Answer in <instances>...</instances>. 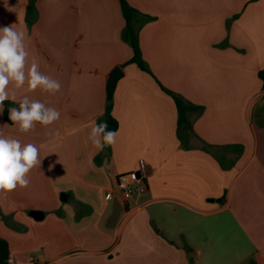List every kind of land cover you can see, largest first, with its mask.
<instances>
[{"label": "crops", "instance_id": "obj_1", "mask_svg": "<svg viewBox=\"0 0 264 264\" xmlns=\"http://www.w3.org/2000/svg\"><path fill=\"white\" fill-rule=\"evenodd\" d=\"M126 1L148 20L149 73L120 0H0V27L26 31L29 65L62 85H9L60 118L23 134L0 112V132L41 159L28 187L0 193V238L16 264H264V0ZM165 90L200 109L192 131ZM110 104L118 135L98 151L88 136ZM140 160L146 188L124 201L117 180Z\"/></svg>", "mask_w": 264, "mask_h": 264}, {"label": "clouds", "instance_id": "obj_2", "mask_svg": "<svg viewBox=\"0 0 264 264\" xmlns=\"http://www.w3.org/2000/svg\"><path fill=\"white\" fill-rule=\"evenodd\" d=\"M25 40L26 31L17 30L14 25L0 27V112L8 99L18 104V108L9 109V119L23 134L33 130L37 123L45 127L53 124L59 120L60 112L27 96L17 98L14 93L10 94L9 85L16 89L27 85L29 91L39 89L48 94H56L62 87L58 80L42 73L34 59L29 65ZM117 135L108 130L106 122H93L88 139L95 149L102 151L105 146L115 144ZM39 153L35 144L23 143L0 132V193L28 187V174L41 164ZM9 264H13L11 257Z\"/></svg>", "mask_w": 264, "mask_h": 264}, {"label": "trees", "instance_id": "obj_3", "mask_svg": "<svg viewBox=\"0 0 264 264\" xmlns=\"http://www.w3.org/2000/svg\"><path fill=\"white\" fill-rule=\"evenodd\" d=\"M123 15L126 21L125 35L128 38L131 46L134 49V58L132 63L137 64L141 70L148 72L149 69L146 66V63L142 59L140 47H139V30L142 25H144L148 20H138L137 17L140 16L138 11L133 9L126 0H120ZM139 24V27L137 26ZM138 27V28H137ZM175 100L178 113H179V128L182 133H187L192 131V125L189 121L190 113H199L200 109L187 103L183 98L177 96L167 90ZM4 107L8 110L12 107H15L14 104L10 102H4ZM112 105L108 106L107 116L104 122L108 125V130L116 132L118 130V122L111 115ZM10 257V250L8 243L0 238V264H7V261Z\"/></svg>", "mask_w": 264, "mask_h": 264}, {"label": "built area", "instance_id": "obj_4", "mask_svg": "<svg viewBox=\"0 0 264 264\" xmlns=\"http://www.w3.org/2000/svg\"><path fill=\"white\" fill-rule=\"evenodd\" d=\"M147 177V164L144 160L139 161V172L121 175L117 180V190L124 201L130 200L137 191H144ZM10 259V257H9ZM9 259L7 264H9ZM13 264H16L12 258Z\"/></svg>", "mask_w": 264, "mask_h": 264}, {"label": "water", "instance_id": "obj_5", "mask_svg": "<svg viewBox=\"0 0 264 264\" xmlns=\"http://www.w3.org/2000/svg\"><path fill=\"white\" fill-rule=\"evenodd\" d=\"M121 77H122V72L120 69L115 70L111 75L108 85V94L110 98H112L116 85ZM260 78L264 81V72L260 74ZM31 216L34 217L36 220L42 219V214L39 212H32Z\"/></svg>", "mask_w": 264, "mask_h": 264}]
</instances>
